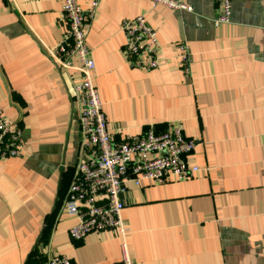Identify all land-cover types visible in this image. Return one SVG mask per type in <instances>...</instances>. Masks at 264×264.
<instances>
[{
    "label": "crops",
    "instance_id": "obj_1",
    "mask_svg": "<svg viewBox=\"0 0 264 264\" xmlns=\"http://www.w3.org/2000/svg\"><path fill=\"white\" fill-rule=\"evenodd\" d=\"M185 2L193 12L151 0H101L85 29L113 138L179 125L197 143L188 157L199 168L193 178L125 182L127 254L136 264H264V0H233L228 24L215 23L221 0ZM79 5L86 9L89 0ZM139 16L158 34L156 70L132 66L124 53L121 24ZM65 27L62 0H0V110L24 134L22 155L0 160V264H24L46 223L38 258L123 260L120 235L69 236L78 220L61 193L80 160L72 102L80 74L49 57ZM180 44L189 53L186 67Z\"/></svg>",
    "mask_w": 264,
    "mask_h": 264
},
{
    "label": "built area",
    "instance_id": "obj_2",
    "mask_svg": "<svg viewBox=\"0 0 264 264\" xmlns=\"http://www.w3.org/2000/svg\"><path fill=\"white\" fill-rule=\"evenodd\" d=\"M176 12H193L185 0H151ZM101 0H89L83 9L79 0H62L65 38L49 53L60 68L77 71L79 83L73 88L72 99L79 115L81 133L80 160L74 168L64 205L67 214L78 220L69 230L72 240L80 242L88 234L113 232L124 238L123 260L119 264H136L127 254L125 238L129 230L122 212L125 182L134 179L167 183L172 179L187 180L199 171L188 163L196 148V141L187 138L181 126L164 131L147 129L141 135L117 141L108 129L97 88L94 84L96 64L87 46V24L97 12ZM223 13L216 17V24H228L233 14V0H221ZM121 31L127 43L124 48L128 62L143 70L159 67L160 43L157 31L145 16L125 20ZM182 67L189 62L185 44L178 46ZM76 62L78 65H76ZM23 130L4 118L0 110V160L22 155ZM47 264H74L68 257L53 255Z\"/></svg>",
    "mask_w": 264,
    "mask_h": 264
},
{
    "label": "water",
    "instance_id": "obj_3",
    "mask_svg": "<svg viewBox=\"0 0 264 264\" xmlns=\"http://www.w3.org/2000/svg\"><path fill=\"white\" fill-rule=\"evenodd\" d=\"M72 102H73V99H72ZM73 106H74V102H73ZM74 108H75V106H74ZM65 170H66L65 161H63L62 166H61L60 171H59L60 173H59V182H58V187H57V196H56V200H55V203H54V208L52 210V213L55 211V209H56V207H57V205L59 203L61 185H62V181H63ZM46 227H47V223L43 226L42 231H41V233H40V235H39V237H38V239H37V241L35 243V247L31 251V253L29 254V256L26 259L24 264H28L29 260L31 259L36 247L38 246V244H39V242H40V240L42 238L43 232L45 231Z\"/></svg>",
    "mask_w": 264,
    "mask_h": 264
},
{
    "label": "trees",
    "instance_id": "obj_4",
    "mask_svg": "<svg viewBox=\"0 0 264 264\" xmlns=\"http://www.w3.org/2000/svg\"><path fill=\"white\" fill-rule=\"evenodd\" d=\"M73 172H74V168H72V173L69 175V178H67V179H65L64 180V183H63V188L64 189H62V193H61V198H62V200L65 198V196H66V193H67V190H68V186H69V183H70V181H71V178H72V174H73ZM64 192H65V194H64ZM47 218H48V215H47V217H46V220H47ZM35 253V252H34ZM33 253V255H32V257H31V259L29 260V262H28V264H44V263H46V258H44L43 256H40V258H38V256H35V254Z\"/></svg>",
    "mask_w": 264,
    "mask_h": 264
},
{
    "label": "rangeland",
    "instance_id": "obj_5",
    "mask_svg": "<svg viewBox=\"0 0 264 264\" xmlns=\"http://www.w3.org/2000/svg\"><path fill=\"white\" fill-rule=\"evenodd\" d=\"M35 256H36V254H35Z\"/></svg>",
    "mask_w": 264,
    "mask_h": 264
}]
</instances>
